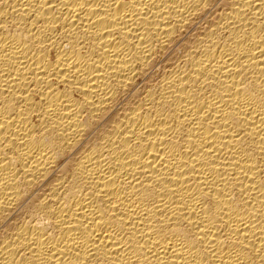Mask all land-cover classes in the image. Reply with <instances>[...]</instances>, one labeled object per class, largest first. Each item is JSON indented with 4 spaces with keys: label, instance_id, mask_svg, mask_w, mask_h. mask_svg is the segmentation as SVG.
<instances>
[{
    "label": "bare ground",
    "instance_id": "1",
    "mask_svg": "<svg viewBox=\"0 0 264 264\" xmlns=\"http://www.w3.org/2000/svg\"><path fill=\"white\" fill-rule=\"evenodd\" d=\"M0 264H264V0H0Z\"/></svg>",
    "mask_w": 264,
    "mask_h": 264
}]
</instances>
